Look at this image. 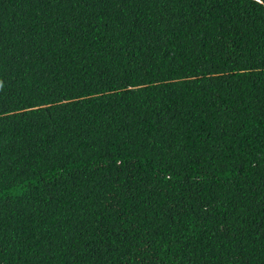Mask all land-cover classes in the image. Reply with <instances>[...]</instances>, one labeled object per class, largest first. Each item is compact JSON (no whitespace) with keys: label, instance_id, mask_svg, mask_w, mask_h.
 Instances as JSON below:
<instances>
[{"label":"trees","instance_id":"trees-1","mask_svg":"<svg viewBox=\"0 0 264 264\" xmlns=\"http://www.w3.org/2000/svg\"><path fill=\"white\" fill-rule=\"evenodd\" d=\"M0 264H264V0H0Z\"/></svg>","mask_w":264,"mask_h":264}]
</instances>
